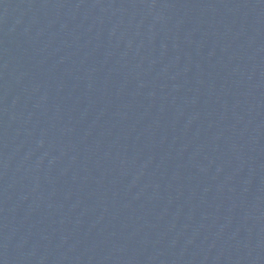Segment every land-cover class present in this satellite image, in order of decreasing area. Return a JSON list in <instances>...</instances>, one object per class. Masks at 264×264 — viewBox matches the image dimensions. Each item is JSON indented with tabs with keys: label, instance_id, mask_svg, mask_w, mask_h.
I'll list each match as a JSON object with an SVG mask.
<instances>
[{
	"label": "water",
	"instance_id": "1",
	"mask_svg": "<svg viewBox=\"0 0 264 264\" xmlns=\"http://www.w3.org/2000/svg\"><path fill=\"white\" fill-rule=\"evenodd\" d=\"M0 264H264V0H0Z\"/></svg>",
	"mask_w": 264,
	"mask_h": 264
}]
</instances>
